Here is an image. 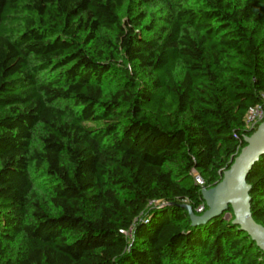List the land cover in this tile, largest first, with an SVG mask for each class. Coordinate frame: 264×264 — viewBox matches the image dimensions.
Segmentation results:
<instances>
[{
	"label": "trees",
	"instance_id": "obj_1",
	"mask_svg": "<svg viewBox=\"0 0 264 264\" xmlns=\"http://www.w3.org/2000/svg\"><path fill=\"white\" fill-rule=\"evenodd\" d=\"M160 5L0 0V264H264L231 208H183L256 130L264 0ZM247 183L264 226V154Z\"/></svg>",
	"mask_w": 264,
	"mask_h": 264
},
{
	"label": "water",
	"instance_id": "obj_2",
	"mask_svg": "<svg viewBox=\"0 0 264 264\" xmlns=\"http://www.w3.org/2000/svg\"><path fill=\"white\" fill-rule=\"evenodd\" d=\"M245 146L227 169L222 180L213 187H202V197L207 209L197 214L189 205H183L193 226L207 224L232 209L233 224L247 233L264 252V226L257 223L251 211L250 185L247 177L255 163L264 154V121L251 135H245Z\"/></svg>",
	"mask_w": 264,
	"mask_h": 264
},
{
	"label": "built area",
	"instance_id": "obj_3",
	"mask_svg": "<svg viewBox=\"0 0 264 264\" xmlns=\"http://www.w3.org/2000/svg\"><path fill=\"white\" fill-rule=\"evenodd\" d=\"M261 99V103L249 108V110L247 111L245 123L248 129H257V127L264 121V94H262ZM193 173L195 175L196 182L204 187V181L199 173L195 170H193ZM202 209L203 207L201 206L197 211L201 212Z\"/></svg>",
	"mask_w": 264,
	"mask_h": 264
},
{
	"label": "rangeland",
	"instance_id": "obj_4",
	"mask_svg": "<svg viewBox=\"0 0 264 264\" xmlns=\"http://www.w3.org/2000/svg\"><path fill=\"white\" fill-rule=\"evenodd\" d=\"M155 3L156 4H158V8H160L161 7V0H155ZM86 126H88V127H90V128H95V127H98V126H100V123H96V122H89V123H87L86 124ZM193 173V172H192ZM193 176L191 177V179L189 180V181H194V178H195V175H194V173L192 174ZM188 180V179H187ZM36 184L39 186V188L41 189V190H45V188H44V181L42 180V179H39V180H37L36 181ZM207 188H210V187H207ZM203 208H205L206 207V209L208 208L207 207V205L205 204V206H202ZM227 218H229L230 217V214H226L225 215Z\"/></svg>",
	"mask_w": 264,
	"mask_h": 264
}]
</instances>
